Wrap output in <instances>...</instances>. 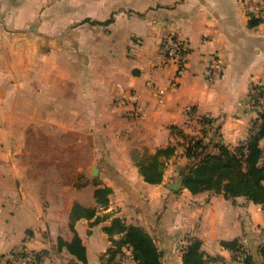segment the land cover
Here are the masks:
<instances>
[{
	"label": "crops",
	"instance_id": "0c3cea01",
	"mask_svg": "<svg viewBox=\"0 0 264 264\" xmlns=\"http://www.w3.org/2000/svg\"><path fill=\"white\" fill-rule=\"evenodd\" d=\"M112 14L109 24L94 22ZM253 16L260 22L251 26ZM169 35L189 46L177 90L169 88L174 67L159 53ZM121 36L123 53L113 47ZM155 86L166 88L163 100ZM257 87L264 89V16L245 0H0L2 260L26 252L23 264H39L34 252L51 256L53 246L74 259L58 240L77 232L89 264L100 245L101 264L111 246L103 226L120 216L157 237L166 264H176L177 254L183 264L192 237L203 241L211 264H245L221 244L236 238L263 264L261 204L168 186L190 162L181 140L191 124L204 129L199 138L211 152L219 141L232 147L246 140L263 109L255 103ZM122 92L129 99L118 104ZM70 143L84 146L83 156H68ZM168 145L176 154L163 181L147 182L133 151ZM69 158L77 160L76 180L61 181L52 194L49 169L63 175ZM99 186L112 188L108 208L96 200ZM75 203L111 216L97 223L82 217L72 229Z\"/></svg>",
	"mask_w": 264,
	"mask_h": 264
},
{
	"label": "trees",
	"instance_id": "16d2710c",
	"mask_svg": "<svg viewBox=\"0 0 264 264\" xmlns=\"http://www.w3.org/2000/svg\"><path fill=\"white\" fill-rule=\"evenodd\" d=\"M113 20L114 14L105 21L94 22L109 24ZM259 22L260 18L253 16L250 25L254 26ZM259 120L253 123L246 140L237 145L231 147L219 141L218 152L208 151L202 138H190L185 145V153L190 158V162L180 172L184 186L193 193L210 190L222 192L230 199L244 196L264 207V111L260 113ZM175 154L176 146L168 145L157 148L154 153L135 150L133 158L147 182L161 183L167 161ZM111 192L112 188L109 186L97 187L95 190L97 202L108 208ZM110 216L108 213L98 214L97 207L75 203L71 212V227L74 229V223L82 217L95 218L94 222L97 223ZM103 230L109 235L111 246L101 256V264H122L117 256L124 248L130 249V255L138 264H166L165 254L157 242V237L143 225L127 223L125 218L115 216L110 224L103 226ZM58 244L60 248H67L76 264H89L86 246L77 232L71 240L59 238ZM221 244L233 252L234 258L240 259L245 264H256L252 254L238 238L223 240ZM182 250L183 264H211L210 261L214 259L205 251L200 238H190ZM259 252L264 264V243L261 244ZM17 256L26 259L28 255L24 252ZM33 258L39 264L44 263L41 252H34ZM8 263L9 260H6L5 264Z\"/></svg>",
	"mask_w": 264,
	"mask_h": 264
},
{
	"label": "rangeland",
	"instance_id": "374dc122",
	"mask_svg": "<svg viewBox=\"0 0 264 264\" xmlns=\"http://www.w3.org/2000/svg\"><path fill=\"white\" fill-rule=\"evenodd\" d=\"M114 49L118 50L119 52L123 53V36L120 37L119 40H117L114 43ZM190 131L188 133L187 136L182 137L181 142H184V148L185 145L187 144L188 140L192 137H200L201 134L203 133L200 126H198L197 124H191L190 126ZM179 136H182L181 132H179L178 134ZM76 139H80V134L77 136ZM83 149L84 146L79 145L78 143H70L68 146L67 151L71 152L68 156H77L80 157L83 156ZM77 163L76 159H66L65 160V167H64V174L63 175H56L55 172L52 171V169H49V174H47V178L49 180V187H52V189H50V192L52 194H55V192L57 190H55V187L58 185L59 187V183L62 181L64 184L66 183H72L74 180H76V176H75V170H77V166L75 165ZM98 177V176H97ZM178 177H182L181 175H177L174 174L172 175V179L176 180ZM81 179V178H80ZM82 182V179L80 180V183ZM100 245L98 244V246H95L92 250L91 253V264H99L100 261V252L99 249ZM48 252H50V255H47L45 257H43V260H46V263L44 262L43 264H76V262L74 261V259H71L70 257L65 256L64 254L60 253L57 251V248L55 246L52 247V249H48ZM130 249L124 248V250L122 249V251L118 254L117 259L121 260L122 264H131L133 258L130 256ZM16 254V253H15ZM176 257V264H179L178 261V254L175 256ZM217 257V256H216ZM9 263L8 264H23L24 261L20 256H9ZM241 261V260H240ZM6 259H3L1 261V264H5ZM33 261L31 259L28 260L27 263L25 264H32ZM215 264V263H214ZM237 264V263H234Z\"/></svg>",
	"mask_w": 264,
	"mask_h": 264
},
{
	"label": "built area",
	"instance_id": "2783aa9c",
	"mask_svg": "<svg viewBox=\"0 0 264 264\" xmlns=\"http://www.w3.org/2000/svg\"><path fill=\"white\" fill-rule=\"evenodd\" d=\"M245 4L246 8L250 10L251 13L264 16V0H245ZM159 53L166 64L174 67V73L169 88L172 90H177L180 86V79L187 69L189 46L184 39L169 35L162 39L159 45ZM218 67L219 60L217 58H213L211 60V68L217 69ZM155 90L157 92L158 98L163 100V97L166 93V88L155 86ZM255 93V103L261 104L263 108L262 111H264V89L257 87L255 89ZM128 99V95L122 92L118 95V97H116L115 102L118 104H123V102L127 101Z\"/></svg>",
	"mask_w": 264,
	"mask_h": 264
},
{
	"label": "water",
	"instance_id": "95a60500",
	"mask_svg": "<svg viewBox=\"0 0 264 264\" xmlns=\"http://www.w3.org/2000/svg\"><path fill=\"white\" fill-rule=\"evenodd\" d=\"M93 174L98 175V167H94ZM184 185V179L183 177H179L175 182L168 183V186L174 190H179Z\"/></svg>",
	"mask_w": 264,
	"mask_h": 264
}]
</instances>
